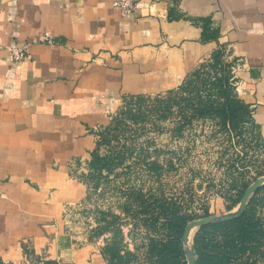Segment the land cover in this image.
I'll use <instances>...</instances> for the list:
<instances>
[{"label":"crops","instance_id":"1","mask_svg":"<svg viewBox=\"0 0 264 264\" xmlns=\"http://www.w3.org/2000/svg\"><path fill=\"white\" fill-rule=\"evenodd\" d=\"M202 18L216 27L200 39ZM43 31L52 43L34 40ZM27 44L11 60L6 48ZM264 136V0H0V261L105 264L70 230L95 140L126 95L175 87L216 47Z\"/></svg>","mask_w":264,"mask_h":264},{"label":"trees","instance_id":"2","mask_svg":"<svg viewBox=\"0 0 264 264\" xmlns=\"http://www.w3.org/2000/svg\"><path fill=\"white\" fill-rule=\"evenodd\" d=\"M200 28L202 41L217 37L209 18L201 19ZM233 66L234 60L218 46L175 87L123 96L122 106L94 132L85 171L78 178L85 186L84 199L97 190L113 197L104 209H92L86 237L100 240L105 264H187L183 228L209 215L205 207L196 214L182 196L165 193L161 177L177 169L179 151L187 146L160 149L154 137L161 131L168 130L176 141L199 133L216 141L220 149L214 164L222 169L219 188L225 211L264 175V136L249 106L236 95ZM163 153L168 156L159 159ZM125 224L130 226L127 231ZM22 250L32 263L70 264L33 258ZM190 251L194 264H264V183L250 194L240 215L198 226L190 236Z\"/></svg>","mask_w":264,"mask_h":264},{"label":"rangeland","instance_id":"3","mask_svg":"<svg viewBox=\"0 0 264 264\" xmlns=\"http://www.w3.org/2000/svg\"><path fill=\"white\" fill-rule=\"evenodd\" d=\"M120 106H122L121 103L118 108ZM165 126H170V124H165ZM192 137L193 139L184 137L177 141L172 140L168 130H163L154 137L156 145L162 150H172L176 145L182 148L187 146L186 150L179 151L181 157H179V163L176 164L177 169L163 173L161 182L164 185V191L172 196H182L186 199L189 210L196 214H201L204 207L209 215L228 212L225 211V201L219 188L222 169L214 164L220 146L214 139H207L200 133ZM163 156L166 157L168 154H160L159 159ZM83 199L84 196L79 204L74 206L75 211L69 226L70 230L86 238L89 225L93 223L92 209L94 207L104 209L111 204L113 197L109 195V191L100 193L97 190L89 198ZM129 228L128 224L123 225V230L127 231ZM90 242L96 243L99 247V239H93Z\"/></svg>","mask_w":264,"mask_h":264},{"label":"water","instance_id":"4","mask_svg":"<svg viewBox=\"0 0 264 264\" xmlns=\"http://www.w3.org/2000/svg\"><path fill=\"white\" fill-rule=\"evenodd\" d=\"M264 183V175H261L257 178H255L243 191L238 204L229 210L228 212H223L221 214H213V215H207L204 217L192 219L188 221L182 232V242L184 245V255L186 259L187 264H194V259L190 251V236L191 233L200 225L216 221V220H227L234 218L238 215H240L244 209V206L246 204V201L250 194L261 184Z\"/></svg>","mask_w":264,"mask_h":264},{"label":"built area","instance_id":"5","mask_svg":"<svg viewBox=\"0 0 264 264\" xmlns=\"http://www.w3.org/2000/svg\"><path fill=\"white\" fill-rule=\"evenodd\" d=\"M110 6L119 10L122 14H128L132 12L135 8L136 0H107ZM34 42L39 43H52L51 36L47 31H43L38 37L34 40ZM27 44L23 43L20 46H13L6 48L7 53L9 54L11 60L18 61L26 56L27 54Z\"/></svg>","mask_w":264,"mask_h":264}]
</instances>
